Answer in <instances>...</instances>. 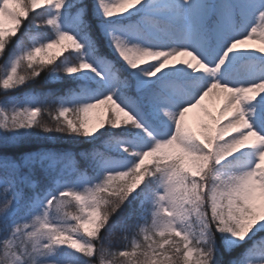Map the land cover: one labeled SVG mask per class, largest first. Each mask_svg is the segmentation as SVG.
Segmentation results:
<instances>
[{
  "label": "snow or ice",
  "instance_id": "snow-or-ice-1",
  "mask_svg": "<svg viewBox=\"0 0 264 264\" xmlns=\"http://www.w3.org/2000/svg\"><path fill=\"white\" fill-rule=\"evenodd\" d=\"M29 3L31 11L23 0H0V56L25 23L28 29L49 33L25 31L18 51L0 71L2 88H17L42 73L49 80L92 73L102 87L87 102L74 92L70 100L57 97V107L48 112L53 125L37 118L46 110L42 103L13 107L10 115L0 109L4 152L26 142L17 135L20 130L89 137L106 125L109 131L142 130L146 146L109 142V147L135 157L126 167L114 161L107 148L82 152L81 158L99 170L98 180L79 188L65 182L54 195L42 192L41 181L56 173L60 183L66 160L71 164L68 175H86L75 156L44 148L0 155V264H57L48 256L61 246L82 254L83 264H216L217 233L230 248L253 229L264 230V127L250 122L255 114L264 125V48L241 47L255 36L264 43V0ZM62 9L76 31L62 26ZM125 14L134 17L130 24L138 35L159 34L174 42H129L122 34L126 26L112 19H127ZM103 37L110 41L115 59L103 54ZM235 50L259 54L248 61L251 72L240 82L218 78ZM177 55L188 59L170 64ZM120 61L132 70L149 67L140 68L133 79L122 72ZM175 65L184 66L176 72L190 70L187 76L151 79ZM197 72L212 78L193 88ZM210 95L219 100L216 114L202 104ZM258 96L260 104L250 103ZM102 105L105 111L90 124L88 114ZM197 107L207 119L193 130L185 117ZM245 149L253 157L250 165L217 167ZM126 202L127 213L119 215ZM105 234H122L131 242L109 251L101 244ZM260 244L258 258L241 254L235 264H264V236Z\"/></svg>",
  "mask_w": 264,
  "mask_h": 264
},
{
  "label": "trees",
  "instance_id": "trees-1",
  "mask_svg": "<svg viewBox=\"0 0 264 264\" xmlns=\"http://www.w3.org/2000/svg\"><path fill=\"white\" fill-rule=\"evenodd\" d=\"M27 7L30 11L32 10L29 6ZM63 11L64 10L62 9L61 10L62 14ZM66 16L67 15H64V17ZM67 17L70 18V16ZM125 17H127V19L124 17H114L112 19L117 24L125 23L130 19H134V17H130L129 14H125ZM26 30L27 31L31 30L27 28V23H25V25L22 26L17 36L12 38V42L5 50L4 55L0 56V71L4 70L6 62H10L11 59L16 54V52L18 51L17 42L21 39V37L24 36ZM42 30L43 29H41V31ZM46 33L47 32H44L43 34L46 35ZM25 43L27 44L30 42L26 41ZM97 47L99 48L100 46L97 45ZM85 48H87V45H85ZM103 53H107L108 55H113L115 59V53L110 45V41L106 37H103ZM119 66H121V69L124 73H126L128 76L130 75L131 69L127 68L126 65H123L122 62H119ZM45 76L46 74L42 73L40 77L34 80L27 81L24 85H20L17 88H13L10 90H4L2 88V85H0V101L3 99V97L7 95V93L22 95L23 93L27 92L32 97H34L38 103H42V105L46 109L43 115H38L37 118L44 124L53 125L54 122L49 116L48 112L57 107L55 103L57 97H62L63 93L51 92V91L57 89L62 90L63 86H60L58 82H65V80L63 81L49 80L46 79ZM17 135L24 138L26 142L23 145L16 146L14 151H9L8 153H5L4 144L6 142V137L3 132H0V155L12 156L14 154H19V152L21 151H37L40 148H47L56 153H66L69 155V157L75 156L76 159L80 160L81 168L87 169L90 172L89 175L90 183L98 180L99 170L97 168L96 170H92L94 166H89L88 162L81 158L80 154L82 152H89L93 149L105 150L104 146L107 141L124 142L127 144H132L134 146H142V145L146 146L145 141H141L140 139L134 138L129 133L120 131L118 129H111L109 131L107 125L104 127V129H102L101 132H99L97 135H94V137H84V136H75V135L66 136L60 133L43 135L38 131H33V130H27V131L20 130L17 133ZM9 147L10 148L12 147L11 143L9 144ZM237 153L241 156V163H242L241 167H245L246 162L251 160V158H253L251 155V151L247 149L238 151ZM111 155H112V159L114 161L119 162L121 167H126L128 164H130L133 161L132 156L114 155L113 153H111ZM64 163L67 165V167L65 168V176L61 178H70V177L72 178L74 173L71 175L67 174L71 169V164L68 163L67 160ZM55 176L56 173H52V176L46 177L41 181L40 187L42 191L46 187H49L52 184V181L54 180ZM79 184H81V178H76L70 183V186L76 187ZM132 196H134V194H132ZM132 196L129 197V200L132 199ZM127 209H128V204L126 202L119 215H125L127 213ZM256 233L257 232H255V229H253V232L249 234L248 238H246L244 241L232 242V247L230 248L226 247L227 241L225 239V236L221 233H217L216 255L214 257L216 260V264H235L236 258L241 255V251L243 247L246 245L249 239ZM130 242H131V237H129L128 240H124L122 234H115L111 237H108L107 234H105V239L101 241V244L109 251H116L119 250L125 243H130Z\"/></svg>",
  "mask_w": 264,
  "mask_h": 264
},
{
  "label": "rangeland",
  "instance_id": "rangeland-1",
  "mask_svg": "<svg viewBox=\"0 0 264 264\" xmlns=\"http://www.w3.org/2000/svg\"><path fill=\"white\" fill-rule=\"evenodd\" d=\"M23 2H24V4L27 2L29 3V0H23ZM29 5H31V4L29 3ZM252 22H254V20H250L249 24ZM8 26H9L8 23L5 22V27H8ZM258 31H259V29H258ZM122 34L126 36V38L129 40V42H149L148 41L149 38H147V35H138L135 32V30L126 29ZM155 35H158L159 37H161V40H162V42L157 44V45L166 46V45L174 42L169 37L162 36L159 34H155ZM246 46H250L254 49H260V48H264V43H262L260 41L258 36H255V37H253V39L244 41V43L241 45V47H246ZM197 50L199 51L200 49L197 48ZM258 55L259 54L253 53L250 50H235L234 52L229 54V57L227 58L225 65L222 66L221 70H218L217 77L219 78L221 76H226L230 81H235V82L243 81L251 72V67H250V64L248 63V61H250L251 59H253L255 56H258ZM184 59H188V57L177 55L175 58H173V61L175 63H177L178 61H181ZM241 59H242V62H241V64H239L237 70L234 73H229V72L225 71V69L229 68L234 63L235 60H241ZM175 66L177 68L184 67L182 65H175ZM143 68H148V67L144 66ZM167 71H168V74L171 75L173 73V68H169V69H167ZM188 71H190V70H186L184 72H179V76L180 77H186L188 74ZM159 74L160 73H157V75L152 77L151 79L154 80L155 78H157L159 76ZM72 75L75 78L85 80V81H93V82L94 81L95 82L100 81V78L96 77L95 74H92V73H88V74L75 73ZM195 75L198 77V79L195 81H191V85L193 88H199L201 85L206 84L212 78L210 75L205 74L203 72H197V73H195ZM75 78H72V79H75ZM188 95H191V93H188ZM21 99H22L21 97L9 95V96L3 98V100L1 101L0 109L5 110L10 115L13 107L23 106ZM91 99H93V98H91ZM257 99H259V100H257ZM33 103H36V102L33 100L28 101V102H26V105H31ZM212 103H219V100L214 95H210L209 97H206L205 100L202 102V104L204 106H206L213 113V109H212L213 104ZM250 103L260 104V97L258 96L254 101H252ZM104 111H105V109H104V106L102 105V106H100V108L95 109L92 112H90L88 114L89 123L90 124L95 123L97 116L99 114L103 113ZM201 119L206 120L207 117H204L201 108L197 107V108L191 109L189 111V113L186 114L185 123L187 124V126L191 127L193 130H199V125H200ZM250 122H252L257 127H263L259 123L255 114L250 116ZM108 147H109V145H108ZM109 148H112V147H109ZM113 149L119 151L118 148H113ZM234 166H235V164H234ZM85 178H86V176H84V179ZM64 186H65L64 181H61L60 183H56L55 190L47 191L46 194L54 195V194L58 193L59 191L63 190ZM260 248H261L260 243L252 245L248 249V251L246 253V257H250L253 259L258 258ZM48 257L50 259L55 260V261L60 259V258H64L65 261L68 263H77V262L81 261L80 254L76 253L75 250L67 248L66 246H61L58 250H55L52 253H50Z\"/></svg>",
  "mask_w": 264,
  "mask_h": 264
}]
</instances>
